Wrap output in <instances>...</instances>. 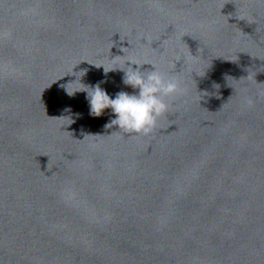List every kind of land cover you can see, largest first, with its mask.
<instances>
[{
  "label": "water",
  "instance_id": "water-1",
  "mask_svg": "<svg viewBox=\"0 0 264 264\" xmlns=\"http://www.w3.org/2000/svg\"><path fill=\"white\" fill-rule=\"evenodd\" d=\"M121 48L187 85L146 136L61 87ZM262 91L264 0H0V264H264Z\"/></svg>",
  "mask_w": 264,
  "mask_h": 264
},
{
  "label": "clouds",
  "instance_id": "clouds-1",
  "mask_svg": "<svg viewBox=\"0 0 264 264\" xmlns=\"http://www.w3.org/2000/svg\"><path fill=\"white\" fill-rule=\"evenodd\" d=\"M126 49L121 48V51L125 55H116L110 58L114 64L122 63V67H106L104 64L94 65L97 67L102 65L105 75L109 71L119 68L124 72L123 83L138 91H134L132 94L120 91L115 94V98H111L107 91L100 86L104 81L98 82L94 87L82 84L79 77L83 76L84 72L75 74L77 79L74 82L61 85V87L70 96L76 91H86L90 105V114L93 116L98 117L103 114L105 109L110 108L115 114V119H111L105 125V128H111L115 125L119 127V131L125 134L134 133L146 136L155 131L159 118L169 112L171 105L168 98L174 99L177 96L185 95L187 93V85L179 75L162 71L155 63L147 60L141 62L139 59L127 56ZM190 55L195 60L196 56L192 55V53ZM126 56L127 58H125ZM181 58L178 57L176 61H179ZM183 58L184 62L188 59L187 57ZM145 64L152 65V69L142 70V66ZM193 71L197 75H200L195 69L191 73ZM74 84L81 86L69 91V85ZM259 96H264V91L260 92ZM245 104L251 107L254 104V100L250 97L246 98ZM64 111L70 112L71 109L68 108ZM67 119L69 121L68 124L74 123L73 119Z\"/></svg>",
  "mask_w": 264,
  "mask_h": 264
}]
</instances>
